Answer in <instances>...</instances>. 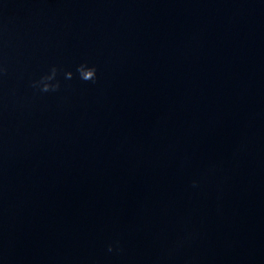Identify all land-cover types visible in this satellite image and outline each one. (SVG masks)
I'll list each match as a JSON object with an SVG mask.
<instances>
[{
  "label": "water",
  "instance_id": "95a60500",
  "mask_svg": "<svg viewBox=\"0 0 264 264\" xmlns=\"http://www.w3.org/2000/svg\"><path fill=\"white\" fill-rule=\"evenodd\" d=\"M0 64V264H264V0H0Z\"/></svg>",
  "mask_w": 264,
  "mask_h": 264
},
{
  "label": "clouds",
  "instance_id": "9594fccd",
  "mask_svg": "<svg viewBox=\"0 0 264 264\" xmlns=\"http://www.w3.org/2000/svg\"><path fill=\"white\" fill-rule=\"evenodd\" d=\"M8 69L0 64V78L7 74ZM63 71L64 78L66 80H71L74 76L72 71H64L56 65L50 67L49 71L42 75L38 80H34L31 83V86L40 93H49L57 92L61 87L60 81L57 79V76L60 72ZM76 74L79 79L84 82L95 83L98 79L97 77V67L95 65H89L87 62L81 63L76 67ZM195 186V182H193ZM108 252L121 251L119 247V241H114L109 243L107 246Z\"/></svg>",
  "mask_w": 264,
  "mask_h": 264
}]
</instances>
